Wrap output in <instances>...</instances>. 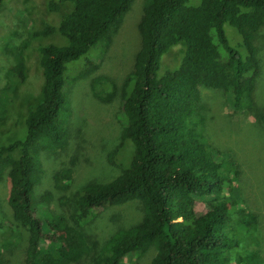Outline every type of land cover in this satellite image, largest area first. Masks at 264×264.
Segmentation results:
<instances>
[{"label": "trees", "instance_id": "obj_1", "mask_svg": "<svg viewBox=\"0 0 264 264\" xmlns=\"http://www.w3.org/2000/svg\"><path fill=\"white\" fill-rule=\"evenodd\" d=\"M132 1L45 0L56 18L31 31L32 37L56 33L61 43H35L42 74L39 99L23 118V135L0 145L7 204L26 233L22 264L81 259L89 251L83 224L108 206L134 200L141 205L140 220L110 234L91 264H120L127 254L149 248L148 264H253L259 253L237 248L244 235L252 238L256 216L239 202L236 164L209 146L198 107L201 86L221 90L232 111L252 107L260 72L254 39L264 26V0H144L132 69L118 92L109 80L105 88L92 89L101 102L118 95L119 146L131 144L129 160L109 181L83 184L67 216L36 208L39 153L67 144L71 107L65 87L94 70L88 50H105ZM175 45L182 48L179 59L160 71L162 56ZM80 58L79 70L69 68ZM23 74L24 64L16 62L9 89ZM97 82L92 78L91 88ZM5 101L3 91L1 115ZM258 119L264 124V112ZM69 171L53 175L55 187H67ZM47 199L44 193L41 200ZM196 203L205 207L200 214ZM4 229L0 246L7 248L10 228Z\"/></svg>", "mask_w": 264, "mask_h": 264}, {"label": "rangeland", "instance_id": "obj_2", "mask_svg": "<svg viewBox=\"0 0 264 264\" xmlns=\"http://www.w3.org/2000/svg\"><path fill=\"white\" fill-rule=\"evenodd\" d=\"M143 1H132L105 50L98 51L96 46L88 50L87 54L96 62L94 70L86 77L70 81L65 87V100L71 107L67 144L61 149L39 153L41 173L33 187V197L40 211L67 216L75 193L83 184L109 181L129 160L131 144L125 142L119 146L118 95L109 102H101L93 95L92 89L103 85L105 88L104 83L109 80L116 85L118 92L125 75L132 69L139 47L137 23ZM55 18L56 15L47 12L45 0H2L0 4V94L4 91L6 95L4 114H0V145L23 135V118L39 99L42 74L35 43H61V38L56 33L32 37L31 31L46 22L52 23ZM254 44L260 72L252 93V107L232 111L221 90L201 86L198 112L209 146L236 164L239 202L256 216L252 238L244 235L246 244L241 242L237 250L247 246V250L259 253V260L253 264H264V124L258 119V115L264 112V26L256 32ZM181 51L180 45L171 47L162 56L160 71L172 66ZM81 60L71 62L69 68L74 66L76 71L79 70ZM16 62L24 64L23 78L13 81L9 89L11 68ZM94 77H98V82L91 88ZM65 168L70 170L68 185L60 189L54 186L53 175ZM7 192L8 180L4 175L0 180V241L4 228H10L6 230L10 233L8 239L11 243L7 248L0 246V264H22L26 233L12 217ZM44 193L48 194L46 201L41 200ZM224 195L226 199L230 194ZM194 209L200 214L205 207L196 203ZM141 216V205L136 200L98 211L82 226L88 254L67 264H91V257L110 234L138 222ZM152 254V248L140 255L129 253L120 264H148Z\"/></svg>", "mask_w": 264, "mask_h": 264}]
</instances>
